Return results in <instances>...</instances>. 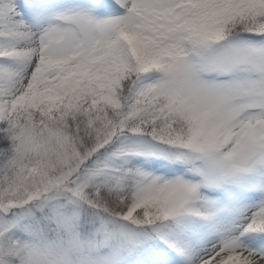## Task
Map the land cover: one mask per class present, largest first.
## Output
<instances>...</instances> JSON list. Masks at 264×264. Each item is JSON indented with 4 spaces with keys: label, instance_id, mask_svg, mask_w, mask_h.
Returning <instances> with one entry per match:
<instances>
[{
    "label": "snow or ice",
    "instance_id": "snow-or-ice-1",
    "mask_svg": "<svg viewBox=\"0 0 264 264\" xmlns=\"http://www.w3.org/2000/svg\"><path fill=\"white\" fill-rule=\"evenodd\" d=\"M0 264H264V0H0Z\"/></svg>",
    "mask_w": 264,
    "mask_h": 264
}]
</instances>
